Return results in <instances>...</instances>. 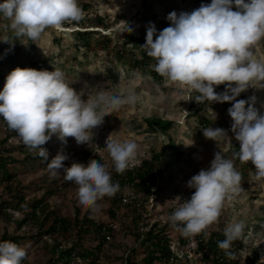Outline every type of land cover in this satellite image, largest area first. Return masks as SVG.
<instances>
[{
  "label": "clouds",
  "instance_id": "clouds-1",
  "mask_svg": "<svg viewBox=\"0 0 264 264\" xmlns=\"http://www.w3.org/2000/svg\"><path fill=\"white\" fill-rule=\"evenodd\" d=\"M82 18L78 0H3L0 19L9 22L6 27L12 35L0 41L13 47L16 40L25 37L36 41L47 28ZM166 19L170 25L159 32L152 22L146 27L145 43L140 47L154 61L149 69L167 83L196 92L193 99L198 104L232 103L227 112L239 149L231 158L216 151L210 167L201 169L187 182V187L194 189L190 199L181 202L168 217L186 238L200 234L207 237V229L218 222L225 201L243 191L235 161L251 162L255 180L264 184V114L255 107L256 96L237 99L253 83L264 88V61L253 59L255 46L264 40V0H211L191 12L172 11ZM132 31L127 25V32ZM220 85L225 86L224 91L217 93L215 89ZM82 97L59 68L48 71L17 67L6 77L0 91V117L29 151L46 162L48 150L42 146L53 135L64 143L72 137L77 145L89 144L94 136L92 130L103 125L109 109L116 111L139 101L134 91L123 95L101 92L87 100ZM202 131L206 139L217 144L229 138L228 130L222 128ZM104 147L117 174L126 171L138 151L135 141L107 139ZM67 159V155L58 153L47 162L49 173L56 177L63 169L64 180L76 186L78 204L91 213L100 211L99 201L119 191L108 166L90 159L87 165L73 162L65 167ZM244 227L243 221L225 227V239L218 241V248L228 259L237 258L231 248L241 238ZM28 247L0 242V264H22Z\"/></svg>",
  "mask_w": 264,
  "mask_h": 264
},
{
  "label": "rangeland",
  "instance_id": "rangeland-1",
  "mask_svg": "<svg viewBox=\"0 0 264 264\" xmlns=\"http://www.w3.org/2000/svg\"><path fill=\"white\" fill-rule=\"evenodd\" d=\"M93 3L89 13L83 16H95L100 14L110 23V27L92 28L98 33L88 39L89 45L77 47V37L74 29L60 26L47 28L40 38L30 41L26 37L16 40L14 47L0 41V91L6 83V77L11 71L19 68H33L37 70L52 71L54 68L61 69L69 85L81 92L83 99H92L101 92L109 94H125L134 91L139 101L134 106H123L119 110H108L104 123L93 129V140L89 144L77 145L72 137L66 138V143L59 140L55 135L43 147L48 150V159L51 161L58 153L68 156L64 166L70 167L73 162L78 163L83 151L90 148L93 155L83 164L87 165L90 159L100 160L108 166L111 172L112 161L104 145L106 140L135 141L138 144L136 157L129 162L134 163L150 155L153 149L159 150L169 143V137L177 145L176 151L180 155L163 157L164 170L160 175L159 184L162 194L149 200L147 206V220L159 217L166 221L167 213L178 207L181 202L190 199L194 189L187 187L190 178L198 174L201 169L210 167L214 159V153L221 151L225 157L231 158L232 153L239 149L234 134L230 131L232 120L228 115L231 102H212L198 104L193 99L197 93L190 89L165 82L164 78L150 70L148 65L154 61L142 58L145 52L140 45L145 43L146 27L149 22L155 24L157 32L170 25L167 15L176 11L191 12L201 4H210L211 0H89ZM3 0H0L2 3ZM233 10H236L235 7ZM9 22L0 19V38L11 37V30L6 27ZM127 25L133 28L132 35L142 39L136 46L123 45ZM103 37L110 38L104 46ZM155 39V37H154ZM25 43L27 45H24ZM120 51V54L116 52ZM253 59L264 61V40H261L254 48ZM224 85L216 87L215 91H224ZM256 96L255 107L264 114V88L260 83H253L246 91L242 92L237 99L247 100ZM196 103L195 107L192 104ZM198 108V110H196ZM207 117L211 122L209 126H203L200 117ZM161 117L173 122L167 134L153 131L147 122V118ZM222 128L228 130V137L218 144L203 135L205 128ZM11 146L15 147L14 155L21 158V145L19 137L11 139ZM190 144V145H189ZM173 153V152H170ZM237 170L242 175V188L233 199L226 200L218 222L209 226V230L226 227L239 221L244 222V230L239 241H243L248 247L256 249L259 259L264 262V184L255 180V167L249 162L240 164L235 161ZM20 175L22 185L27 186L28 198L42 196L46 189L55 182L60 189L48 197V202L57 211L64 215L74 216L75 208L79 207L81 215L87 213L100 221L113 222L116 225L115 239L121 247L107 246V256L101 258L100 264H125L127 249L136 244L133 234L126 231L130 219L125 215L126 210L118 211L117 218L109 216V201L104 197L100 204V211L91 213L84 210L76 196V186L64 180L63 169L60 175L53 177L47 166L40 162L14 165ZM21 185V186H22ZM0 195H4V186L0 184ZM177 198H180L178 200ZM1 201V199H0ZM1 210V207H0ZM172 211V212H173ZM21 213H15L21 217ZM25 233L26 229H16L12 221L0 216V237L4 231ZM168 232L173 239V249L178 254L183 264H201L199 254L195 253L196 244L186 239V243H180L179 238L183 235L172 225ZM29 245L27 258L22 264H44L47 256L42 242L26 238L21 245ZM142 252V251H140ZM242 260H246L249 252L237 250ZM142 254L137 259L141 260Z\"/></svg>",
  "mask_w": 264,
  "mask_h": 264
},
{
  "label": "trees",
  "instance_id": "trees-1",
  "mask_svg": "<svg viewBox=\"0 0 264 264\" xmlns=\"http://www.w3.org/2000/svg\"><path fill=\"white\" fill-rule=\"evenodd\" d=\"M78 4L83 14H88L91 7H94L89 0H78ZM72 25L81 28L74 31L78 40L77 47L88 46V38L98 33L97 30L86 28L104 27L106 29L110 27V23L100 14L83 16L79 22L63 24L65 27ZM103 38L104 46H106L110 38ZM141 42L142 39L125 32L123 45H130L133 50V46ZM116 53L120 54V51ZM142 56V58L150 60L145 52ZM195 106L196 103L193 102L192 107ZM146 120L153 131H158L161 134H167L173 125L171 120L161 117H151ZM200 121L203 126H209L211 122L204 116L200 117ZM14 137H18L17 133L9 129L3 118L0 117V184L4 186L6 194V196L0 195V216L3 215L6 220L12 221L17 230L26 229L22 234L11 233L5 229L0 237V242L9 241L21 245V242L26 238L42 242L47 256L44 264H100L103 256H109L107 246L121 247L115 238L117 229L113 222L97 220L87 213L81 215L79 207H74V216H69L60 213L51 206L47 200L48 197L60 189L56 180L42 196L28 198L26 191L28 187L22 185L20 175L14 165L20 163L25 166L27 163L40 162L45 167L50 160L45 162L37 154L29 151L24 144L21 145L22 157H17L13 153L15 147L10 144ZM169 139V143L163 145L159 150L153 149L149 156L141 157L138 161L130 163L123 174H117L113 167L111 168L112 182L119 185V191L113 197H106L110 203L109 216L115 219L118 211L125 208V215L130 219L126 231L133 234L136 240V244L127 249L125 264H183L173 249V239L168 232V228L171 226L168 217L173 209L167 213L166 221L159 217L153 220L145 218L149 200L162 194L159 179L164 170L161 163L163 157L181 154L176 151V143L172 141L171 137ZM235 142L239 145L236 140ZM93 153L94 151L90 148L84 150L82 157L78 158V163L83 164ZM124 197L131 199V202H125ZM15 213L22 215L16 217ZM224 229V226L212 230L207 229V237L200 234L187 239L196 244L195 253L199 254L201 264H264L259 259L256 249L246 246L243 241L239 240L234 241L231 248L237 258L228 259L223 250L218 248V241L225 239ZM179 241L182 244L187 242L184 236L180 237ZM237 250L242 252L250 250L247 259L242 260ZM139 254H142L141 260L137 259Z\"/></svg>",
  "mask_w": 264,
  "mask_h": 264
},
{
  "label": "built area",
  "instance_id": "built-area-1",
  "mask_svg": "<svg viewBox=\"0 0 264 264\" xmlns=\"http://www.w3.org/2000/svg\"><path fill=\"white\" fill-rule=\"evenodd\" d=\"M123 200H124L125 202H131V199H129L128 197H124ZM108 238L110 239V236H108Z\"/></svg>",
  "mask_w": 264,
  "mask_h": 264
}]
</instances>
